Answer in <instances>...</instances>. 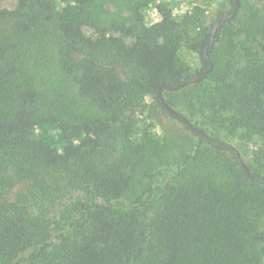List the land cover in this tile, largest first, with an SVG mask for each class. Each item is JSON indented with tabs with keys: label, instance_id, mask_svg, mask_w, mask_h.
Wrapping results in <instances>:
<instances>
[{
	"label": "trees",
	"instance_id": "trees-1",
	"mask_svg": "<svg viewBox=\"0 0 264 264\" xmlns=\"http://www.w3.org/2000/svg\"><path fill=\"white\" fill-rule=\"evenodd\" d=\"M98 1L0 0V21L10 20L12 34L54 38L60 69L97 109L79 121L43 110L0 44V264H263L264 181L248 177L230 148L195 133L200 146L233 160L225 166L208 146L176 167L152 165L146 155V99L169 114L159 86L209 68L212 28L193 37L201 14L177 21L167 3L156 4L160 20L147 25L141 10L156 0L139 3L130 24H104ZM242 5L208 49L212 71L179 91L163 88V96L174 108L168 94L185 93L210 123L264 145V7L248 6L239 24ZM237 35L244 44L225 46L222 61L220 42ZM183 44L201 58L195 74L179 57ZM205 156L218 175L189 169ZM247 166L264 179V166ZM142 169L150 175L137 194Z\"/></svg>",
	"mask_w": 264,
	"mask_h": 264
},
{
	"label": "rangeland",
	"instance_id": "rangeland-1",
	"mask_svg": "<svg viewBox=\"0 0 264 264\" xmlns=\"http://www.w3.org/2000/svg\"><path fill=\"white\" fill-rule=\"evenodd\" d=\"M145 1L99 0L96 7V15L104 24H130L133 22L135 7ZM241 2L243 5L237 16L239 24L244 18L245 10L248 6L264 7V0H241ZM158 3L169 4L177 21H182L187 13L201 14L202 25L197 28L192 27L189 30L190 35L193 37L198 36L203 29L211 30L214 22L223 14H227L232 8L230 0H156L150 3L148 8L141 10L147 25L160 20L156 10V4ZM6 6L11 8L12 2L7 3ZM0 44L8 51L6 54L7 60L19 67V79L25 84H31L40 93L43 110L57 113L72 121H79L97 114L95 106L79 94L75 82L60 69L54 38L49 35H43V33L38 37H17L11 33V22L6 19L0 21ZM220 44L223 47L219 51L218 56L223 61L226 58L225 46H227V49L229 44L239 47L244 44V40L239 35L232 42L223 37ZM13 45L14 47L12 48ZM179 57L190 67L192 74H195L201 68L200 56L190 50L186 44H183L180 48ZM168 97L176 102L175 110L186 117H190L194 123L198 122V126L205 128L211 137L218 138L223 143L230 144L236 148L246 164L258 169L264 166V145L258 136L243 130H238L235 134H231L225 128L210 123L206 118L207 113L204 111V114L199 111V107L194 110L185 93H169ZM146 104L148 111L144 117H141L140 123L142 129L149 132L146 139L148 143L146 155L149 157L150 164L169 163L176 167L185 155L195 154L199 147L204 151V148L208 146L206 144L200 146L199 137L191 130L186 129L178 118L165 113L155 100L147 98ZM208 147L210 149L209 153H211L208 156L221 157L223 164L227 163L225 166L233 160V156L229 151L222 150L217 153L213 148ZM210 161L205 156L203 159L192 162L189 169L193 172H208L218 175L221 169L214 163H209ZM150 168L149 166L148 169L150 170ZM261 173L264 174L263 169ZM135 175L137 177L133 183L134 189L137 190L135 193L140 194L142 193L141 185L150 173L146 175L142 169L138 174L136 172ZM53 236L56 238L57 232H53Z\"/></svg>",
	"mask_w": 264,
	"mask_h": 264
},
{
	"label": "water",
	"instance_id": "water-1",
	"mask_svg": "<svg viewBox=\"0 0 264 264\" xmlns=\"http://www.w3.org/2000/svg\"><path fill=\"white\" fill-rule=\"evenodd\" d=\"M239 7H240V0H234V6H233L232 10L230 11V13L225 15V16H223V17L218 18L215 21V23H214V25L212 27L211 35H210V39H211L210 43L204 49V56H205L206 60L210 63L209 68L207 70H205V71L198 72L197 74H195L194 76L190 77L189 79L185 80L184 82H182L181 84H179L177 86H172V85L163 83L162 85L159 86L158 97H159V100H160L162 106L164 107V109L169 114H171L172 116H174V117L178 118L179 120H181L192 132L203 136L204 138H206L207 140L211 141L212 143H214L217 146L224 145L225 147L230 148L233 151V153H234V155L236 157V160L238 161L240 166L244 169V171H245V173L247 174L248 177L254 178V179H257V180H260V181H264V179L261 176L255 174V173H252L249 170L247 164L242 160V158H241V156H240V154H239V152H238V150L236 148H234L230 144H227V143L226 144H222L220 142L215 141L206 132H204L203 130H201L198 127L194 126V124L191 123L187 117H185L183 114H181L180 112H178L177 110H175L174 108L169 106L166 103V101L164 99V96H163V88H167V89H170V90H179L182 87H185L186 85H188L189 83L197 81L203 75H207L208 73H210L212 71L213 65H212V63L210 61V58H209L208 49L210 47H212L214 45V43H215L214 36H215L217 30L223 24H225L227 21H229L230 19H232L236 15Z\"/></svg>",
	"mask_w": 264,
	"mask_h": 264
}]
</instances>
